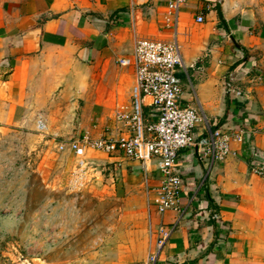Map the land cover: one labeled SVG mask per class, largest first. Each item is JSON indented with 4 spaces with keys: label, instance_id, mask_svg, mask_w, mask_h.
<instances>
[{
    "label": "crops",
    "instance_id": "0c3cea01",
    "mask_svg": "<svg viewBox=\"0 0 264 264\" xmlns=\"http://www.w3.org/2000/svg\"><path fill=\"white\" fill-rule=\"evenodd\" d=\"M164 12L165 0H0V133L37 131L41 114L67 168L76 158L59 142L124 136L114 116L130 105L134 40L171 39ZM177 40L182 101L248 141H232L209 171L190 148L179 152L181 216L154 263L158 227L179 216L152 202L156 160L142 172L136 160L87 148L85 183L124 204L113 242L81 264H264V0H188ZM232 69L244 76L240 98L225 92Z\"/></svg>",
    "mask_w": 264,
    "mask_h": 264
},
{
    "label": "built area",
    "instance_id": "2783aa9c",
    "mask_svg": "<svg viewBox=\"0 0 264 264\" xmlns=\"http://www.w3.org/2000/svg\"><path fill=\"white\" fill-rule=\"evenodd\" d=\"M188 0H165L163 25L173 30L171 39H149L137 37L133 46L134 83L130 91V105L115 112V121L124 128L125 135L119 138H81L59 142L58 149L68 148L74 153L73 174L75 185L84 184L87 148L104 151L108 155H124L136 160L141 171H145L152 160H156L159 180L154 186L152 202L159 213L174 210L179 216L168 228L159 226L155 249L149 256L154 263L164 243L177 226L181 210L179 197L182 178L178 169V154L182 149L194 151L199 162L209 171L216 162H223L231 153V142H246L248 137L241 129H212L199 106L182 101L183 85L177 73L184 68L177 40L180 9ZM203 21V14L196 17ZM121 64L128 60H121ZM243 74L235 69L225 74V92L229 97L240 98L243 94ZM36 130L47 133V125L41 114L35 121ZM203 133L196 136L195 130ZM55 139V136L52 135ZM210 218L220 220L216 211Z\"/></svg>",
    "mask_w": 264,
    "mask_h": 264
},
{
    "label": "rangeland",
    "instance_id": "374dc122",
    "mask_svg": "<svg viewBox=\"0 0 264 264\" xmlns=\"http://www.w3.org/2000/svg\"><path fill=\"white\" fill-rule=\"evenodd\" d=\"M34 132L0 133V264H81L113 242L124 203L75 185V159Z\"/></svg>",
    "mask_w": 264,
    "mask_h": 264
}]
</instances>
